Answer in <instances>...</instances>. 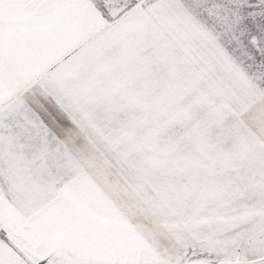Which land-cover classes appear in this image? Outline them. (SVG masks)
I'll list each match as a JSON object with an SVG mask.
<instances>
[{
    "label": "snow or ice",
    "instance_id": "obj_1",
    "mask_svg": "<svg viewBox=\"0 0 264 264\" xmlns=\"http://www.w3.org/2000/svg\"><path fill=\"white\" fill-rule=\"evenodd\" d=\"M0 264H264V0H0Z\"/></svg>",
    "mask_w": 264,
    "mask_h": 264
}]
</instances>
